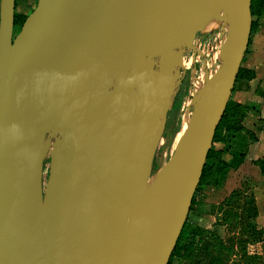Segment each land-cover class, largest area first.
<instances>
[{"label":"water","instance_id":"95a60500","mask_svg":"<svg viewBox=\"0 0 264 264\" xmlns=\"http://www.w3.org/2000/svg\"><path fill=\"white\" fill-rule=\"evenodd\" d=\"M15 9L0 0V264H169L250 44L252 0H38L18 34ZM213 18L227 26L221 63L145 190L185 55Z\"/></svg>","mask_w":264,"mask_h":264},{"label":"rangeland","instance_id":"374dc122","mask_svg":"<svg viewBox=\"0 0 264 264\" xmlns=\"http://www.w3.org/2000/svg\"><path fill=\"white\" fill-rule=\"evenodd\" d=\"M37 2L38 0H16L15 10L19 16L20 22L19 25H17L15 28L16 34H18L25 20L36 8ZM253 22L256 24L257 29L259 27L264 28V14L261 16H253ZM218 25L219 22H208L204 31L198 34L196 45L198 42L206 43L207 45H209L214 38ZM250 44L253 50L257 44L256 35L253 37V41ZM251 48L248 47L246 53L251 54ZM205 52L206 54H208V49H206ZM193 56L194 54L191 51L187 52L185 55V59L187 60V63H189V65L186 66L185 77L177 91V94L173 99L172 108L168 113L165 133L158 143L156 149L154 166L151 175V178L154 179L157 178L159 172L167 166L175 153L176 146L181 139H177V135L179 134V131L181 129V118L186 113H192V98L194 91L199 87V82L207 79L211 71L214 70V68L210 69V67L213 65L212 54L210 56H202L200 63L194 62ZM243 67H247V61H245ZM230 102L232 104H235L231 100ZM223 131L221 136L226 141V145L228 146L232 142V135H227V133ZM227 146L223 147L220 144H217L216 148H227ZM223 159H225L226 161L228 159V156L225 153ZM48 170L49 161L46 162V166L44 169V185L47 182ZM228 173L229 171L226 173V175L221 174L218 179L215 178L211 182L213 186L199 187L198 192L195 194L198 203L190 212L186 225L188 233L187 244L191 246L188 258L185 261H178L177 259H175L173 264H211L212 257L222 256L221 258H223L225 254L217 253V251L215 250L217 241L222 240L226 245L230 246V241L232 240L234 234H239L238 230L236 231V233H233L230 229V226H232L235 221H232L230 225L224 224L223 220L225 218V212L219 211L218 206L224 200L229 198L234 190L239 189L247 194L248 192L253 190L251 184H249L248 182H243L241 186L231 185L230 187H227L226 181ZM261 203L262 202H260V204ZM261 207L263 206L261 205ZM236 212H240V210L236 209ZM257 225L260 228L264 229V227H262L261 225ZM204 247L208 248L207 251L203 250ZM249 250L250 253H260L264 258V235L263 243L251 247ZM209 253L210 255H208ZM233 261H239V257L231 256L228 262L229 264H231V262ZM262 264H264V259Z\"/></svg>","mask_w":264,"mask_h":264},{"label":"trees","instance_id":"16d2710c","mask_svg":"<svg viewBox=\"0 0 264 264\" xmlns=\"http://www.w3.org/2000/svg\"><path fill=\"white\" fill-rule=\"evenodd\" d=\"M263 14L264 0H252V16H261ZM19 23V16L17 12H15V28L19 25ZM256 29V24L253 22L252 31ZM244 76L252 79L255 77V74L241 68L237 81L242 79ZM249 109V106L232 104L230 101L228 102L226 112L217 129L213 147L209 152L200 186H213L211 182L215 178L218 179L221 174L226 175L230 169H235L243 163L244 155L235 156L233 157V160L226 161L223 159V152L226 151V148L225 150L223 148L217 149L216 145H226V141L221 136L223 130L227 133V135H233L244 130L242 122L249 112ZM256 164L259 166L261 174L264 177V159L258 160ZM198 190L199 188L197 189V192ZM197 203L196 197H194L191 211ZM236 209L240 210V212H236ZM218 210L225 212V218L223 220L224 224L230 225L232 221H235V223L230 226V229L233 233H236L238 230L239 234H234L232 240L230 241V246L226 245L222 240L217 241L215 250L217 253L225 254L223 258H221L222 256L212 257L211 264H229L228 261L231 256L239 257V261H233L231 264H262L264 259L263 256L258 252L250 253L249 250L251 247L262 244L264 235V229L260 228L256 223V219L259 214L253 192L250 191L247 194L239 189L234 190L230 197L218 206ZM186 225L172 254L169 264H173L175 259L178 261H185L188 258L191 246L187 244L188 233ZM207 249V247H204L203 250L207 251ZM210 253L208 255H210Z\"/></svg>","mask_w":264,"mask_h":264},{"label":"crops","instance_id":"0c3cea01","mask_svg":"<svg viewBox=\"0 0 264 264\" xmlns=\"http://www.w3.org/2000/svg\"><path fill=\"white\" fill-rule=\"evenodd\" d=\"M255 35L257 44L253 50L249 44L252 52L245 54L241 67L253 72L255 77L249 79L244 76L237 81L230 97L235 104L246 105L250 109L242 122L244 130L233 134L232 142L223 147L227 146L224 153L229 161L235 156L244 155L243 163L229 170L226 186H241L243 182L251 184L259 214L256 222L264 227V177L256 164L258 160L264 159V28L259 27L252 31L250 43ZM245 61L246 68L243 67Z\"/></svg>","mask_w":264,"mask_h":264},{"label":"built area","instance_id":"2783aa9c","mask_svg":"<svg viewBox=\"0 0 264 264\" xmlns=\"http://www.w3.org/2000/svg\"><path fill=\"white\" fill-rule=\"evenodd\" d=\"M226 33H227V26L223 23H220L218 27L216 28V33L214 35V38L209 45H207L206 43H202V42H198L196 45L197 53L195 55L194 62L200 63L201 57L204 55L206 56H210L211 54L213 55L212 56L213 65L210 67V69L214 68V70L211 71L210 74H212L219 67L221 63L220 50L225 40ZM206 49H208V54H206L205 52Z\"/></svg>","mask_w":264,"mask_h":264},{"label":"bare ground","instance_id":"6f19581e","mask_svg":"<svg viewBox=\"0 0 264 264\" xmlns=\"http://www.w3.org/2000/svg\"><path fill=\"white\" fill-rule=\"evenodd\" d=\"M211 22H214V23H218L219 20L217 18H213L211 20ZM184 65L185 67L189 65V63H187V60L185 59L184 60ZM189 118H190V114L186 113L184 114V116L181 118V129L179 131V134L177 135V139L178 138H182L183 136V133L187 127V124H188V121H189ZM181 140V139H180ZM180 142V141H179ZM179 144V143H178ZM178 146V145H177ZM176 146V147H177ZM165 168L163 170H161L159 172V176L164 172ZM156 179L157 178H151L147 184L145 185L144 189L145 190H149L153 187V185L155 184L156 182ZM160 216H161V209H158L156 212H155V215H154V221H153V229L151 230V239L153 238V235L156 233L157 231V228H158V222L160 220Z\"/></svg>","mask_w":264,"mask_h":264},{"label":"flooded vegetation","instance_id":"af4514ba","mask_svg":"<svg viewBox=\"0 0 264 264\" xmlns=\"http://www.w3.org/2000/svg\"><path fill=\"white\" fill-rule=\"evenodd\" d=\"M182 72H183V70H181V73H182ZM184 77H185V73L182 74V77H181V83H182ZM181 83H180V85H181ZM180 85L178 86L177 90L179 89ZM47 160H50V159L48 158Z\"/></svg>","mask_w":264,"mask_h":264}]
</instances>
